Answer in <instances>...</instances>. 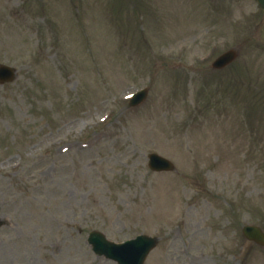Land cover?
<instances>
[{
	"label": "rangeland",
	"instance_id": "obj_1",
	"mask_svg": "<svg viewBox=\"0 0 264 264\" xmlns=\"http://www.w3.org/2000/svg\"><path fill=\"white\" fill-rule=\"evenodd\" d=\"M34 1L0 0V20L37 33L0 32V63L18 69L0 85V218L9 221L0 264H116L91 250L92 230L114 242L158 236L145 264H264V245L242 232L264 228L256 0H42L45 14L29 10ZM75 17L94 56L80 38L60 41L57 29ZM128 18L150 31L147 44L131 39ZM105 20L119 44L101 31ZM113 46L124 49L111 54ZM231 48L239 58L212 72ZM143 87L147 103L122 101ZM154 152L177 171H151Z\"/></svg>",
	"mask_w": 264,
	"mask_h": 264
},
{
	"label": "water",
	"instance_id": "obj_2",
	"mask_svg": "<svg viewBox=\"0 0 264 264\" xmlns=\"http://www.w3.org/2000/svg\"><path fill=\"white\" fill-rule=\"evenodd\" d=\"M10 72H7L8 79L12 78V74H10ZM254 232L258 234L259 230L255 229ZM95 241H97L99 245L103 246V247L98 248L97 250H101L106 254L108 253L109 248H112L113 250L110 255L114 257L115 259H117L121 264H141L142 259L144 258L145 254L152 246V243L150 240H146L143 238H140L137 241L132 242L122 247H113V245L111 244L107 245L104 242L103 238L99 235H96L92 238V242L95 243Z\"/></svg>",
	"mask_w": 264,
	"mask_h": 264
}]
</instances>
